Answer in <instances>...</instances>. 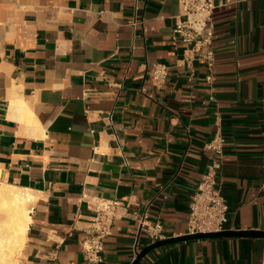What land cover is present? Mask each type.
<instances>
[{"label": "crops", "instance_id": "0c3cea01", "mask_svg": "<svg viewBox=\"0 0 264 264\" xmlns=\"http://www.w3.org/2000/svg\"><path fill=\"white\" fill-rule=\"evenodd\" d=\"M215 3L210 72L183 62L178 0H0V181L28 191L31 217L18 264H88L101 201L126 214L100 264H133L152 244L144 214L165 240L185 236L215 137L224 231L264 232V0ZM155 64L169 67L162 86ZM263 263L264 238L225 237L139 264Z\"/></svg>", "mask_w": 264, "mask_h": 264}, {"label": "built area", "instance_id": "2783aa9c", "mask_svg": "<svg viewBox=\"0 0 264 264\" xmlns=\"http://www.w3.org/2000/svg\"><path fill=\"white\" fill-rule=\"evenodd\" d=\"M178 6L179 14L176 17L174 33L179 36L184 47V64L191 67L195 61L202 60L207 63L211 72L214 66L211 46L215 36V0H178ZM168 77V66H153L152 81L156 86L164 85ZM212 78V75H209L207 80L211 82ZM223 144V138L215 137L208 145L214 156L192 198L186 235L219 233L225 230L229 206L217 180L223 161ZM95 208L97 215L85 230V238L81 242L82 252L88 264L103 262L105 240L111 235L114 222L126 214L125 206L118 201H101L95 204ZM138 224L140 230L148 233L152 244L165 240L162 223L152 224L144 214L139 217Z\"/></svg>", "mask_w": 264, "mask_h": 264}, {"label": "bare ground", "instance_id": "6f19581e", "mask_svg": "<svg viewBox=\"0 0 264 264\" xmlns=\"http://www.w3.org/2000/svg\"><path fill=\"white\" fill-rule=\"evenodd\" d=\"M28 200L27 190L0 181V264H18L31 222Z\"/></svg>", "mask_w": 264, "mask_h": 264}, {"label": "water", "instance_id": "95a60500", "mask_svg": "<svg viewBox=\"0 0 264 264\" xmlns=\"http://www.w3.org/2000/svg\"><path fill=\"white\" fill-rule=\"evenodd\" d=\"M225 237H257L264 238V232L257 231H223L219 233H209V234H197V235H185L182 237L171 238L166 240L158 241L154 244L149 245L143 249L137 256L133 264H139L144 257L151 251L167 246L173 243L185 242L190 240H200V239H214V238H225Z\"/></svg>", "mask_w": 264, "mask_h": 264}, {"label": "rangeland", "instance_id": "374dc122", "mask_svg": "<svg viewBox=\"0 0 264 264\" xmlns=\"http://www.w3.org/2000/svg\"><path fill=\"white\" fill-rule=\"evenodd\" d=\"M28 208L31 210V204L30 205H28ZM19 256H20V254L16 257V259H17V261L19 260Z\"/></svg>", "mask_w": 264, "mask_h": 264}]
</instances>
